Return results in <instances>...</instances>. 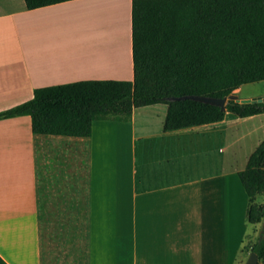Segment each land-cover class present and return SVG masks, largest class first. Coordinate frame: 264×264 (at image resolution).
<instances>
[{"label": "crops", "instance_id": "obj_1", "mask_svg": "<svg viewBox=\"0 0 264 264\" xmlns=\"http://www.w3.org/2000/svg\"><path fill=\"white\" fill-rule=\"evenodd\" d=\"M132 3L30 11L0 0V113L44 87L132 81ZM158 106L136 109L130 123L95 122L89 138L34 134L28 116L0 120L7 264H247L264 220L247 221L238 173L264 141V122L238 125L264 114L164 132L168 108L148 109Z\"/></svg>", "mask_w": 264, "mask_h": 264}, {"label": "trees", "instance_id": "obj_2", "mask_svg": "<svg viewBox=\"0 0 264 264\" xmlns=\"http://www.w3.org/2000/svg\"><path fill=\"white\" fill-rule=\"evenodd\" d=\"M28 10L77 0H24ZM132 81L88 80L50 86L0 120L28 116L37 135L89 138L98 121L130 123L136 109L167 106L164 132L264 114V104L229 101L226 109L186 96L228 98L264 82V0H133ZM247 221L264 220V141L238 173ZM264 264V234L251 248ZM0 264H7L0 256Z\"/></svg>", "mask_w": 264, "mask_h": 264}, {"label": "rangeland", "instance_id": "obj_3", "mask_svg": "<svg viewBox=\"0 0 264 264\" xmlns=\"http://www.w3.org/2000/svg\"><path fill=\"white\" fill-rule=\"evenodd\" d=\"M80 22L81 23H83L82 21H75V22H73V23H69L68 24V26H67V28H66V32H65V35H66V33L69 31V30H72V28H71V25L72 24H76V26L78 25V24H80ZM75 24H74V28H75V30L74 31H76V27H75ZM77 33L78 34H80V32L77 30ZM76 33V34H77ZM82 34H84V30L82 29V32H81ZM82 34H80V41H86L87 40V36H85V35H83L82 36ZM64 37V36H63ZM66 37V36H65ZM61 38H62V36H61ZM233 95H237L238 97H239V99H241V100H246V99H257V98H260V97H264V82H260V83H256V84H249V85H245V86H242L237 92H235ZM164 108H165V110H167V107L166 106H164V105H160V106H158V107H155V108H148V109H155V110H157V111H163L164 110ZM145 110H147V109H145ZM229 119H231V120H233V119H236V117H230ZM244 120V119H243ZM246 122H244L243 124H239L238 126H239V128H241V130H245V129H250V128H252V127H258V126H261V124L264 122V118L263 119H257V120H254V121H250V120H245ZM247 145H249V142L247 143L246 142V144H243L242 146H241V148L243 149V150H245V147L247 146ZM241 148H239V149H241ZM238 149V150H239ZM241 153H244V152H241ZM231 154V150H229L228 151V156ZM262 202L264 203V198L263 197H259V199H258V204H262ZM230 207H231V205H230ZM253 225V224H252Z\"/></svg>", "mask_w": 264, "mask_h": 264}, {"label": "water", "instance_id": "obj_4", "mask_svg": "<svg viewBox=\"0 0 264 264\" xmlns=\"http://www.w3.org/2000/svg\"><path fill=\"white\" fill-rule=\"evenodd\" d=\"M184 100H192V101L200 102V103L207 104V105L221 107L222 110L226 109V105L229 101H235L237 104H242V105L264 104V97H260L257 99L241 100L239 99L237 95H231L230 97L224 98V99H216V98L201 97V96H186V97L171 99V101H174V102L184 101ZM247 264H259V259L256 253H251L247 261Z\"/></svg>", "mask_w": 264, "mask_h": 264}, {"label": "bare ground", "instance_id": "obj_5", "mask_svg": "<svg viewBox=\"0 0 264 264\" xmlns=\"http://www.w3.org/2000/svg\"><path fill=\"white\" fill-rule=\"evenodd\" d=\"M93 48H98V46L97 47H93ZM96 50V49H95ZM86 51V50H85ZM89 51V50H88ZM78 54V53H77ZM97 59V58H96ZM97 60H99V58L97 59ZM79 62V61H78ZM73 63H76L77 64V62H73ZM73 63H72V65H73ZM78 64H80V63H78ZM69 66V65H68ZM71 66V65H70ZM71 67H73V66H71Z\"/></svg>", "mask_w": 264, "mask_h": 264}]
</instances>
